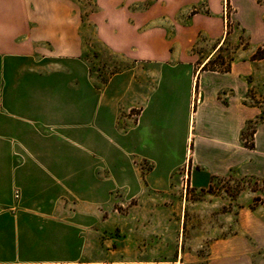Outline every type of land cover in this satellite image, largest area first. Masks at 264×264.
<instances>
[{
  "label": "crops",
  "instance_id": "1",
  "mask_svg": "<svg viewBox=\"0 0 264 264\" xmlns=\"http://www.w3.org/2000/svg\"><path fill=\"white\" fill-rule=\"evenodd\" d=\"M60 7L55 0H0V140L20 145L9 152L22 157L11 158L9 178L0 185V264L160 263L130 250L105 252L102 205L124 185L166 187L181 165L191 170L198 187L231 172L264 179V119L255 124L253 147L242 136L247 124L264 114L263 102L247 101L252 89L256 97L264 94V57L252 58L264 44V18L254 15L260 32L251 31L250 44L235 58L226 55L228 38L218 22L181 25L170 38L165 31L141 32L126 17L118 22L97 18L96 40L110 44L126 66L112 73L95 103L84 99L90 70H83L85 110L78 122L58 123L41 117L40 107L53 101L41 103L34 61L58 52L81 59L88 54L85 23L71 18L69 3ZM56 11L64 14L57 18ZM106 25L119 31L109 36ZM197 31L207 34L206 52L193 50ZM15 59L31 66L9 69ZM10 74L26 75L31 84L10 83ZM46 126L58 128L51 134L62 140L82 141L78 165L61 168L40 158V138L53 136L44 135ZM51 154L60 160L65 151L55 147L48 149ZM106 155L112 161L108 168L99 163ZM105 172L111 173L107 184ZM73 180L87 184L83 195H72ZM15 187L21 190L18 197ZM259 208L249 202L241 207L237 231L211 242L203 264H264Z\"/></svg>",
  "mask_w": 264,
  "mask_h": 264
},
{
  "label": "rangeland",
  "instance_id": "2",
  "mask_svg": "<svg viewBox=\"0 0 264 264\" xmlns=\"http://www.w3.org/2000/svg\"><path fill=\"white\" fill-rule=\"evenodd\" d=\"M55 2L57 7H63L65 3L71 5V18L80 19L85 23L83 30L88 38V54L84 59H81L80 55L69 56L58 52L49 56L40 55L38 62L34 61V68L38 67L40 74L41 103L53 101L50 107H40L41 117L48 122L58 123L78 122L82 110H85L80 104L81 93L84 91L85 95V90L88 89V96L84 99L95 103L97 92L101 93L103 88L109 85L112 73L126 66V60L118 61L119 55L110 44L96 40L97 18L105 22L109 20L118 22L126 17L129 23L135 25L141 32L165 31L170 38L177 34V30L182 29L181 25L189 26V23L195 25L203 20L218 22L223 36L228 38V44L225 46L226 55H231L232 58L236 57L239 48L248 47L252 33L259 34L260 26L255 24L254 15L258 13L264 18V0H55ZM40 14L42 16L47 13ZM54 14L60 18L64 13L56 11ZM105 30L111 33H108L109 36L119 31L118 28L107 25ZM210 46L207 34L197 31L193 50L206 52ZM173 48L174 45L171 46V50ZM258 50L259 53H264V44H261ZM29 66L31 63L23 59H15L9 63V69H24ZM209 66L212 67L213 63L211 62ZM86 68L90 70V77L88 88L87 86L83 88L81 75ZM29 78L26 75H9L10 83L18 79L21 84L30 85ZM254 93L252 89L247 101L252 104L264 103V94L262 97H256ZM255 124L256 120L248 123L245 128V137L249 142ZM58 130L46 126L42 132L44 135H53L51 133ZM91 134L90 130L85 132L86 137ZM57 136L58 134L50 138H40V158L49 159L50 163L61 168L63 164L68 163L78 165L82 160L80 152L82 141L62 140ZM24 142L31 146V140ZM87 143L91 141L87 140L85 144ZM13 147L20 145L0 140V185L9 178L11 158H15L17 162L22 159L18 155L11 157L9 151ZM55 147L65 151L60 160L57 156L48 155V149L51 151ZM111 162L110 155L100 158L99 161L106 168ZM105 174L104 181L107 184L106 177L109 176L111 179V173ZM43 180L41 176V186ZM210 180L211 183L205 186H196L191 170L181 165L178 171L171 175L164 188L145 186L143 183L140 185L138 182L134 187L124 185L112 190V202L102 205L105 231L101 240L105 252L120 248L136 254L143 253L150 260L162 261L155 264L183 262L203 264L207 259L211 242L228 237L237 231V213L241 207L249 202L252 207H261L259 209L264 213V179L231 172L224 176L212 177ZM86 186L82 180H73L72 195H83ZM13 192L15 197L21 194L19 187H15Z\"/></svg>",
  "mask_w": 264,
  "mask_h": 264
},
{
  "label": "trees",
  "instance_id": "3",
  "mask_svg": "<svg viewBox=\"0 0 264 264\" xmlns=\"http://www.w3.org/2000/svg\"><path fill=\"white\" fill-rule=\"evenodd\" d=\"M264 57V53H259V50L257 49V51L252 55V58L253 59H256V58H263ZM226 70H228V67L226 66V68H225ZM264 119V116H261V117H259L257 120H256V122H258V121H260V120H263ZM254 129H255V127L253 128V132H254ZM251 135H253V133L251 134ZM242 136H243V139H244V141H245V144L248 146V147H253V142L252 141H247V139H246V137H245V131H243V133H242Z\"/></svg>",
  "mask_w": 264,
  "mask_h": 264
}]
</instances>
